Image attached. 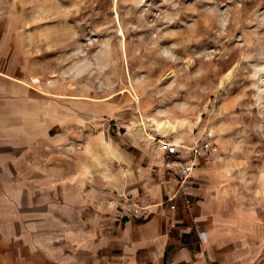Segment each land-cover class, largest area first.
I'll return each instance as SVG.
<instances>
[{
	"label": "rangeland",
	"instance_id": "obj_1",
	"mask_svg": "<svg viewBox=\"0 0 264 264\" xmlns=\"http://www.w3.org/2000/svg\"><path fill=\"white\" fill-rule=\"evenodd\" d=\"M0 72L99 177L118 175L127 142L172 175L168 145L211 137L219 151L196 169L223 171L228 209L264 236V0H0ZM138 195L150 204L117 195L125 218L140 216L121 198Z\"/></svg>",
	"mask_w": 264,
	"mask_h": 264
},
{
	"label": "crops",
	"instance_id": "obj_2",
	"mask_svg": "<svg viewBox=\"0 0 264 264\" xmlns=\"http://www.w3.org/2000/svg\"><path fill=\"white\" fill-rule=\"evenodd\" d=\"M31 105L25 82L0 72V264H264V236L228 209L223 171L197 168L195 204L172 209L167 156L123 138L118 175L99 177ZM122 193H145L148 212L125 218Z\"/></svg>",
	"mask_w": 264,
	"mask_h": 264
},
{
	"label": "built area",
	"instance_id": "obj_3",
	"mask_svg": "<svg viewBox=\"0 0 264 264\" xmlns=\"http://www.w3.org/2000/svg\"><path fill=\"white\" fill-rule=\"evenodd\" d=\"M118 128H122L116 123ZM219 151V146L213 141V139L205 138L200 142L195 143L194 146L188 147L185 145H168V154L179 157L173 161V177L177 181V191L171 195L168 201L171 204L172 209L177 208L175 199L181 197L182 201L189 208L193 207L194 198L192 193V176L195 173L196 167L201 163L202 159H211ZM171 171V170H170ZM123 197V196H122ZM121 207L125 210L128 217L133 216H143L145 215L151 204H146V202L141 198V195L130 198L128 196L121 198Z\"/></svg>",
	"mask_w": 264,
	"mask_h": 264
},
{
	"label": "bare ground",
	"instance_id": "obj_4",
	"mask_svg": "<svg viewBox=\"0 0 264 264\" xmlns=\"http://www.w3.org/2000/svg\"><path fill=\"white\" fill-rule=\"evenodd\" d=\"M166 128H168V129H174L175 128V125H173L172 123H164L163 124ZM148 126V125H147ZM248 216H246V215H244L243 216V218H242V220H245V219H249L250 217H248Z\"/></svg>",
	"mask_w": 264,
	"mask_h": 264
}]
</instances>
